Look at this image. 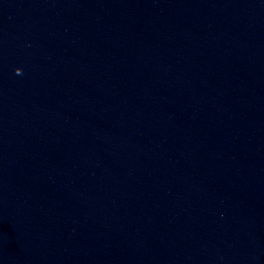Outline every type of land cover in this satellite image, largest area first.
Masks as SVG:
<instances>
[{"label":"water","instance_id":"water-1","mask_svg":"<svg viewBox=\"0 0 264 264\" xmlns=\"http://www.w3.org/2000/svg\"><path fill=\"white\" fill-rule=\"evenodd\" d=\"M0 264H264V0H0Z\"/></svg>","mask_w":264,"mask_h":264}]
</instances>
